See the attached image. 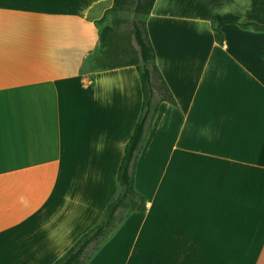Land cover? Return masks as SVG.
Listing matches in <instances>:
<instances>
[{
	"label": "crops",
	"instance_id": "0c3cea01",
	"mask_svg": "<svg viewBox=\"0 0 264 264\" xmlns=\"http://www.w3.org/2000/svg\"><path fill=\"white\" fill-rule=\"evenodd\" d=\"M112 3L0 0V264H54L119 193L143 94L135 66L95 68ZM243 24L264 0H156L176 103L136 160L141 252L122 259L118 231L86 264H264V32Z\"/></svg>",
	"mask_w": 264,
	"mask_h": 264
},
{
	"label": "trees",
	"instance_id": "16d2710c",
	"mask_svg": "<svg viewBox=\"0 0 264 264\" xmlns=\"http://www.w3.org/2000/svg\"><path fill=\"white\" fill-rule=\"evenodd\" d=\"M156 0H113L112 7L100 20L108 21L100 32L99 54L94 60L97 70L135 66L141 83L143 102L140 118L128 141L118 172L119 193L107 205L101 222L82 236L54 264H86L91 253L97 252L110 234L134 213L146 211V200L135 189L136 160L161 103L175 105V99L159 71L156 54L147 30V19ZM129 10L134 15L132 29L124 36L119 33V13ZM264 32V26L243 24ZM264 60V52L262 53Z\"/></svg>",
	"mask_w": 264,
	"mask_h": 264
},
{
	"label": "rangeland",
	"instance_id": "374dc122",
	"mask_svg": "<svg viewBox=\"0 0 264 264\" xmlns=\"http://www.w3.org/2000/svg\"><path fill=\"white\" fill-rule=\"evenodd\" d=\"M117 19L119 21V26H118L119 33L123 36L126 33H130L131 29H132V23L135 19L132 11H129V10L124 11L123 10V12L119 13V15L117 16ZM125 221L121 224V226L119 225V227L116 228L112 232V234H110L111 235L110 237H112L114 234H116L118 231H120L119 234H117V235H119L118 240L120 241V244H118V247H119L118 253H119V256H122V259L127 257L126 255H128L130 253H134V256H136L135 254L141 252V250H140V248H142L141 243H142L144 233H145L144 231L139 232L138 231L139 227H137V226H133L127 230L126 225L125 226L123 225L125 223ZM138 232H139V234H138ZM136 237H137L138 241L135 242ZM121 263H125V262H121Z\"/></svg>",
	"mask_w": 264,
	"mask_h": 264
}]
</instances>
